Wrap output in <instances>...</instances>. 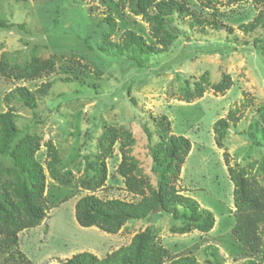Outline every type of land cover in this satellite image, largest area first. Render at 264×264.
<instances>
[{
    "label": "rangeland",
    "instance_id": "obj_1",
    "mask_svg": "<svg viewBox=\"0 0 264 264\" xmlns=\"http://www.w3.org/2000/svg\"><path fill=\"white\" fill-rule=\"evenodd\" d=\"M179 1L190 6L201 24L191 27L190 17L177 19L173 25L181 34L176 35L167 51L146 60L141 56L144 65L137 69L127 55L111 56L117 52L108 46L120 44L127 31L142 37L147 44H156L150 24L131 12L129 1L0 0V21L22 25L0 31V56L6 55L10 65L24 66L32 58H51L55 63L53 73L33 81L0 78V113H13L20 131L15 142L27 135L40 139L34 158L46 176V217L38 226L18 234V248L32 264H60L79 253L102 259L128 245L134 235L145 229V221H128L115 235L95 227H80L74 219V205L87 195L101 200L138 199L126 192L123 180L115 172L123 136L105 160L104 186L94 192L80 186L81 180L93 176L85 167L95 163L100 152L98 141L106 126L120 135L130 133L134 140L128 146L130 155L140 175L154 186L143 128L151 133L153 145L155 121L163 115L170 124L171 135L182 136L191 145L174 187L193 199L200 209L208 210L215 223L208 233L193 230L180 235L171 229L181 226L182 221L157 214L152 227L158 243L170 252L172 259L194 257L196 264H264V175L258 167L264 160V61L252 47L262 32L258 28L244 33L239 28L262 12L264 4L260 0ZM54 17L58 20L56 27ZM108 17L112 26L106 23ZM103 45L108 48L106 54L100 55L102 61L94 49ZM224 75L229 76L232 86L218 93L213 87ZM202 77L206 79L202 98L189 100L187 94ZM48 83L51 87L46 96L35 95L34 110L24 108L9 96L15 87L25 86L36 92ZM6 96L10 99L6 100ZM220 119L226 120L229 127L218 148L213 126ZM48 143L59 160L56 171L69 181L67 186L48 175ZM11 166L8 156L0 158V169ZM228 167L247 172L263 203L262 210L251 218L256 233L248 250L236 243L230 233L235 220ZM159 170L155 172L158 174ZM178 211L184 212L180 207ZM209 247L216 252L206 255L204 249Z\"/></svg>",
    "mask_w": 264,
    "mask_h": 264
},
{
    "label": "trees",
    "instance_id": "obj_2",
    "mask_svg": "<svg viewBox=\"0 0 264 264\" xmlns=\"http://www.w3.org/2000/svg\"><path fill=\"white\" fill-rule=\"evenodd\" d=\"M127 1L131 4V12L136 16L141 15L150 24L156 44H147L142 37L127 31L120 44L108 46L114 53L117 52L111 56L127 55L137 69H142L144 65L141 56L146 60L152 55L167 51L176 39V35L181 34V31L173 25L177 19L190 17L191 27L198 26L202 22L198 16H195L189 5L179 0ZM260 1L264 4V0ZM56 14H58L57 11ZM53 21L54 26L58 24L57 17H54ZM106 23L112 26V19L108 17ZM16 26L22 28V25L0 21V31L10 30ZM239 28L244 33L260 28L262 34L253 40L252 47L260 53L264 61V10L250 23L240 25ZM228 31L231 33V28ZM106 48L108 47L103 45L94 49L98 54L97 58L102 60L100 55L106 54ZM54 70L55 63L51 58L41 61L32 58L29 64L19 66L10 65L6 55L0 56L1 79H12L18 82L33 81L53 73ZM201 79L187 94L186 97L189 100L202 98L205 90L203 83L206 79L205 77ZM229 79V76L224 75L213 87L215 91L224 93L229 90L232 86ZM66 82L71 83V80L66 79ZM50 87L51 84L48 83L38 91L31 92L27 87L19 86L15 87L9 96L16 98L24 108L34 110L37 106L35 95L40 93L43 97L46 96ZM127 93L129 94V90ZM8 99L10 98L6 96V100ZM228 116L231 117L230 114ZM228 127L229 124L224 119L216 121L213 126L218 148L222 147ZM155 128L156 142L153 145L150 144L151 133L149 134L143 128L147 139V154L153 168L154 186L140 175L138 165L130 155L128 146L131 147L134 143L130 133L123 132L120 135L116 129L106 126L98 141L100 152L95 163H87L85 167L86 171L93 172V176L81 180L80 186L90 192L104 186L107 179L105 160L110 156L117 140L123 136L124 142H121L119 146L121 158L115 172L123 180L126 192L138 199L131 202L119 199L101 200L93 195H87L78 199L74 205V219L80 227H95L104 233L115 235L128 221H145L147 223L145 229L134 235L128 245L118 248L102 259L96 258L91 253H79L61 261L60 264H196L194 257L172 259L170 252L158 243L157 232L152 227L153 218L157 214H167L173 221H182L181 226L171 229L172 233L180 235L193 230L202 234L208 233L215 223L208 210L200 209L193 199L181 195L174 187L180 168L190 152V142L182 136L171 135L170 124L164 115L155 121ZM262 133L264 135V128ZM19 134L13 113L11 111L0 113V158L8 156L12 161L11 167L0 169V260L2 264H32L18 248V234L38 226L46 217L43 198L46 176L42 166L34 158L40 139L37 136L27 135L15 142ZM46 147L50 158L46 165L48 175L53 181L67 186L69 181L56 171L59 160L54 148L50 143L46 144ZM249 167L252 168L253 165ZM258 167L264 175V160ZM158 168L160 170L157 174L155 169ZM227 171L233 185L232 201L235 220L230 233L236 243L248 250L256 233L251 218L262 210L263 203L248 180L245 170L228 167ZM178 207L184 212L179 213ZM261 232L264 242V224ZM204 250L206 255L216 252V249L211 247ZM247 264L256 263L249 261Z\"/></svg>",
    "mask_w": 264,
    "mask_h": 264
}]
</instances>
